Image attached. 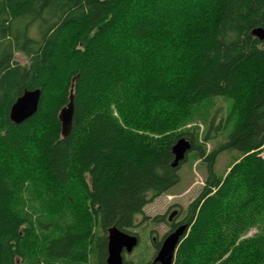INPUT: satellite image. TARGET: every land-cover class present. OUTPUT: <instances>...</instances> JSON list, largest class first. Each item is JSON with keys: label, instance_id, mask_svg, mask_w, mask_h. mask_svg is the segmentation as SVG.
Returning a JSON list of instances; mask_svg holds the SVG:
<instances>
[{"label": "trees", "instance_id": "obj_1", "mask_svg": "<svg viewBox=\"0 0 264 264\" xmlns=\"http://www.w3.org/2000/svg\"><path fill=\"white\" fill-rule=\"evenodd\" d=\"M171 1L0 0V264H108V230L131 232L180 181L181 137L207 175L173 264L264 263V0ZM216 96L227 116L186 128ZM226 150L241 155L219 176Z\"/></svg>", "mask_w": 264, "mask_h": 264}, {"label": "rangeland", "instance_id": "obj_2", "mask_svg": "<svg viewBox=\"0 0 264 264\" xmlns=\"http://www.w3.org/2000/svg\"><path fill=\"white\" fill-rule=\"evenodd\" d=\"M175 1L172 0L171 2L173 3ZM16 59L21 63L26 62L25 56L20 52L16 53ZM231 107L232 100L223 96L212 97L209 103L204 104L197 111V116H195L194 120L188 124L186 128L197 126L200 134H203L211 118L216 117L220 120L222 117H226ZM228 129H230V127ZM211 147L212 144H206L207 151H209ZM240 155L241 154L237 150H226L221 152L214 165L215 173L219 176L225 175ZM262 155L264 156V151ZM187 156V160L179 169L180 181L168 192L147 204L144 209L145 214L150 216L163 214L170 204H178L184 212L188 211L189 204L205 186L207 169L206 164L200 160L196 150L189 151ZM138 221H140L139 226L131 228V232L132 230L138 232L140 242L133 252L126 253V260H130L133 264H144L153 257L156 251L154 242H152L151 232L153 231L156 242L163 238V235L168 230V226L165 222L158 223L154 222L152 219L141 222V217L138 218ZM256 232L257 228H253L245 236H252Z\"/></svg>", "mask_w": 264, "mask_h": 264}, {"label": "water", "instance_id": "obj_3", "mask_svg": "<svg viewBox=\"0 0 264 264\" xmlns=\"http://www.w3.org/2000/svg\"><path fill=\"white\" fill-rule=\"evenodd\" d=\"M252 34L260 40H264V28L256 27L252 30ZM42 91L39 88L26 89L11 105L9 117L16 124L22 123L32 117L39 108ZM74 115V95L71 93L69 102L63 107L59 114L61 122V132L64 137L68 136L72 129ZM191 141L185 137L179 138L173 145L174 162L176 167L181 161L185 160L186 155L191 150ZM176 215V212L171 213L170 219ZM188 224H182L174 231L170 232L163 239L161 247L158 251L155 261L160 264H173L176 256V251L182 238L188 231ZM139 244V238L136 234L126 232L112 227L108 230V264H130L125 263L123 253H131Z\"/></svg>", "mask_w": 264, "mask_h": 264}, {"label": "flooded vegetation", "instance_id": "obj_4", "mask_svg": "<svg viewBox=\"0 0 264 264\" xmlns=\"http://www.w3.org/2000/svg\"><path fill=\"white\" fill-rule=\"evenodd\" d=\"M145 211V210H144ZM176 212V215L170 219V215L171 213ZM187 212H184L183 209L178 205V204H170L166 210V212H164L163 214H157L155 216H158V218L156 220H153L154 222H165L168 226V230L166 231V233L163 235L162 241L163 239L166 237V235H168L170 232L174 231L176 228H178L180 225L182 224H187V218H186ZM145 216H150L145 214L140 215L141 217V222H144V218ZM155 216H151V217H155ZM140 224V221L137 220L136 226L133 228L138 227ZM130 233H134L138 236L139 238V242H140V236L138 234V232L132 230V232ZM151 237H152V242H154V247L156 248V251L154 252L153 257L146 261L144 264H160L158 261H155L158 251L161 247V245L159 247H157L155 245V236H153V231L151 232ZM161 241V244H162ZM123 258H124V262L125 263H130L133 264L130 260H126V252L123 253Z\"/></svg>", "mask_w": 264, "mask_h": 264}, {"label": "bare ground", "instance_id": "obj_5", "mask_svg": "<svg viewBox=\"0 0 264 264\" xmlns=\"http://www.w3.org/2000/svg\"><path fill=\"white\" fill-rule=\"evenodd\" d=\"M189 228V227H188Z\"/></svg>", "mask_w": 264, "mask_h": 264}]
</instances>
